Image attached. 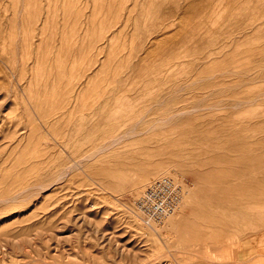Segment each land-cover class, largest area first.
I'll use <instances>...</instances> for the list:
<instances>
[{
  "label": "rangeland",
  "instance_id": "obj_1",
  "mask_svg": "<svg viewBox=\"0 0 264 264\" xmlns=\"http://www.w3.org/2000/svg\"><path fill=\"white\" fill-rule=\"evenodd\" d=\"M0 264H264V0H0Z\"/></svg>",
  "mask_w": 264,
  "mask_h": 264
},
{
  "label": "built area",
  "instance_id": "obj_2",
  "mask_svg": "<svg viewBox=\"0 0 264 264\" xmlns=\"http://www.w3.org/2000/svg\"><path fill=\"white\" fill-rule=\"evenodd\" d=\"M186 193L185 182L162 176L148 185L135 200L136 215L147 226L160 224L179 210Z\"/></svg>",
  "mask_w": 264,
  "mask_h": 264
},
{
  "label": "bare ground",
  "instance_id": "obj_3",
  "mask_svg": "<svg viewBox=\"0 0 264 264\" xmlns=\"http://www.w3.org/2000/svg\"><path fill=\"white\" fill-rule=\"evenodd\" d=\"M83 8V7H82ZM84 8H85V6H84ZM80 11V10H79ZM81 11H83V9H81ZM81 11H80V13L78 12V14L80 15L81 14ZM126 26V23H125V25H124V27ZM152 44V42H151V40H149L148 41V45L150 46ZM147 45V44H146ZM144 59L143 58H141L140 59V62L141 61H143ZM85 103L86 102H83V106H85ZM66 105L68 104L67 102L65 103ZM75 112H76V106H70V110H68V112H63V113H61V116H60V119L58 120V124H56L57 126L56 127H58V128H62L63 127V129H65V127H68V122H70V120L72 119V117H73V115L75 114ZM83 116H84V114H81V116H80V119L82 120V118H83ZM60 120H62L63 122H62V127L61 126H59V121ZM80 122L77 124V123H75L74 124V127H73V131H72V136H76V134L77 133H79L80 132V130H81V126H80ZM56 131H59L57 128H56ZM116 130H114L113 132H115ZM133 131V130H132ZM131 131V132H132ZM74 133V134H73ZM55 135L59 138L60 137V132H57V133H55ZM60 139H61V137H60ZM175 147H172V150L174 149ZM101 149V148H100ZM169 149L167 148V146L164 148V151H168ZM98 161H100V159L98 160ZM75 163V162H74ZM77 164V163H76ZM70 168H72V166H68V167H66V173L69 171L68 169H70ZM174 168V166H169V167H166V168H158L157 170H150V171H148V172H146L143 176H142V178L137 182V183H135V189L136 190H139L143 185H150L153 181H154V177H157V179L158 178H160L161 177V175L163 176L164 175V173H167L168 175H171V177L173 176L174 177V175L176 176L177 175V172H176V169H173ZM59 176H60V174H59ZM62 176H63V174H62ZM165 176V175H164ZM156 179V178H155ZM35 187H36V185H35ZM38 187V186H37ZM39 187H41L40 185H39ZM44 188V187H43Z\"/></svg>",
  "mask_w": 264,
  "mask_h": 264
}]
</instances>
